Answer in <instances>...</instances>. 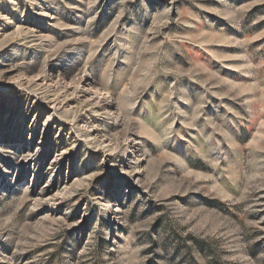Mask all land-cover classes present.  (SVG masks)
<instances>
[{
	"label": "rangeland",
	"instance_id": "rangeland-1",
	"mask_svg": "<svg viewBox=\"0 0 264 264\" xmlns=\"http://www.w3.org/2000/svg\"><path fill=\"white\" fill-rule=\"evenodd\" d=\"M0 0V264H264V0Z\"/></svg>",
	"mask_w": 264,
	"mask_h": 264
},
{
	"label": "bare ground",
	"instance_id": "bare-ground-1",
	"mask_svg": "<svg viewBox=\"0 0 264 264\" xmlns=\"http://www.w3.org/2000/svg\"><path fill=\"white\" fill-rule=\"evenodd\" d=\"M138 2V0H133L132 2H130L131 5H136V3Z\"/></svg>",
	"mask_w": 264,
	"mask_h": 264
}]
</instances>
